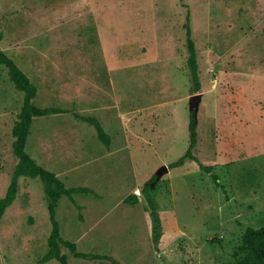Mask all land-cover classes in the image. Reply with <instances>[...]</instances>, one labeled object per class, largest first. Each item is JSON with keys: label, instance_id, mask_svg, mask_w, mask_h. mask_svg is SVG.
<instances>
[{"label": "rangeland", "instance_id": "1", "mask_svg": "<svg viewBox=\"0 0 264 264\" xmlns=\"http://www.w3.org/2000/svg\"><path fill=\"white\" fill-rule=\"evenodd\" d=\"M0 46L36 84L37 106L92 116L110 136L106 145L71 111L30 126L33 160L66 186L94 190L73 193L80 208L67 195L55 206L77 250L121 264H232L244 254L245 228L264 225V0H0ZM23 96L0 64V199L18 161L12 127ZM192 105L197 160L171 167L187 148ZM152 175L156 242L144 198L124 202ZM51 229L43 179L19 176L0 218V264H36ZM60 248L69 264H114Z\"/></svg>", "mask_w": 264, "mask_h": 264}, {"label": "trees", "instance_id": "2", "mask_svg": "<svg viewBox=\"0 0 264 264\" xmlns=\"http://www.w3.org/2000/svg\"><path fill=\"white\" fill-rule=\"evenodd\" d=\"M185 29L187 66L189 68V73L193 82L194 90L197 91L201 85L199 78V64L197 48L195 40L192 36V30L189 24V20L185 24ZM0 64H5L7 66L10 79L14 82V85L18 89H21L24 92L23 103L18 113V119L15 121L12 127V149L14 154L17 156L18 161L14 166L7 192L5 196L0 199V218L2 217L6 207L12 203L16 196V192L18 189V177L21 175H28L32 177L40 176L44 181V189L48 200V209L50 220L52 223V229L48 236V250L37 261L36 264H43L45 261L51 258H56L60 262V264H69L67 260V254L61 251L60 243L68 247L71 253L75 256L84 258H106L112 260L114 264H121L108 254L81 252L77 250L75 242L61 236L59 231V223L55 217V206L58 199L62 195H67L69 196L71 201L78 208H80V205L77 204L74 200L73 193L94 192V190L86 186H66L64 181L59 178L54 171L37 164L25 149L33 118L35 116H44L50 113L71 111L77 117L93 123L97 129L99 138L106 145H110L111 139L109 134L103 129L97 119L92 116H85L69 108L59 106H37L33 101L37 92L36 84L31 80L29 75L17 64V62L5 50H3L1 46ZM188 131L189 142L186 150L176 160L171 161L169 163V166H177L181 164L187 157L197 160V157L193 154L194 146L198 140L195 109L193 105L189 110ZM203 168L207 171L211 170V168L206 165H203ZM212 176L215 180L217 179V175L215 173H213ZM155 179L156 176L152 175L145 181L144 185L140 187L137 192L128 194L124 197V202L129 204L138 202L141 197L144 198L154 221L152 226L154 242L157 241L159 236V217L156 211L155 200L151 194L152 183L155 181ZM240 248L244 251V254L241 257L237 258L232 264H264V225L247 226L242 234V244Z\"/></svg>", "mask_w": 264, "mask_h": 264}]
</instances>
